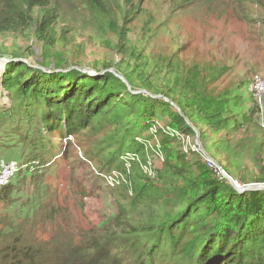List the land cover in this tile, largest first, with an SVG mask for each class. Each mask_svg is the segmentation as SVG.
<instances>
[{"label":"rangeland","instance_id":"1","mask_svg":"<svg viewBox=\"0 0 264 264\" xmlns=\"http://www.w3.org/2000/svg\"><path fill=\"white\" fill-rule=\"evenodd\" d=\"M104 1L110 11L97 15L79 0H53L48 14L58 18L52 23L59 38L54 44L50 32L37 37L36 25L0 30V231L16 227L15 216L33 204L39 207L27 230L48 242L79 241L77 232L87 241L102 239L106 228L124 223L140 202L150 223L161 224L180 207L183 199L176 195L185 183L171 170L158 177L164 158L179 165L177 143L169 139L167 153L161 148L163 128L171 126L172 113H181L164 93L182 101L196 92L222 97L227 127L215 130L206 120L197 129L187 124L238 184L264 175V0H128L124 18L116 12L122 1ZM2 12L0 6V17ZM13 57L49 72L69 66L96 76V70H107L124 79L131 93L166 98L168 105L155 106L153 122L115 104L91 117V127L49 128L44 113L58 106L5 89L4 67ZM242 82L249 84L240 87ZM200 103L193 109L202 115ZM148 161L157 170L151 180L159 196L144 189L142 166ZM14 183L2 194L1 186ZM146 216L138 219L147 221ZM177 232L156 241L167 249V257L155 252L156 260L175 256ZM181 235L187 241L192 233Z\"/></svg>","mask_w":264,"mask_h":264},{"label":"trees","instance_id":"2","mask_svg":"<svg viewBox=\"0 0 264 264\" xmlns=\"http://www.w3.org/2000/svg\"><path fill=\"white\" fill-rule=\"evenodd\" d=\"M52 1L0 0L3 10L0 30L21 32L36 25L37 37L44 39L50 32L49 41L54 44L59 38L52 25L58 18L48 14ZM119 1L122 3L117 5L116 12L124 18V7L130 2ZM78 3L97 15L110 11L104 0H79ZM36 10L38 14L34 16ZM116 70L122 73V70ZM96 73V76H88L80 68L69 66L49 72L13 57L5 63L2 80L5 89L16 96L43 100L50 107L58 106L57 111L44 113L45 125L53 129L64 127L72 130L79 124L91 127V117L115 104H120L127 111L134 109L133 112L144 116L146 122H153L155 106L168 105L164 99L155 98L152 94L131 93L124 80L110 71L96 70ZM127 81L131 83L129 78ZM248 84L242 82L240 87ZM163 95L176 102L181 110V113L171 114L170 125L182 133L194 134L186 120L195 129L201 127L204 120L209 121L215 130L229 125L228 120L222 117V107L226 103L222 97L208 98L204 93L196 92L182 101L167 93ZM197 99L201 101L198 107L203 110L202 115L193 109ZM165 134L161 148L167 153L169 141L177 143L179 165H173L164 158L165 170L158 177L165 178L171 170L172 174L185 179V183L176 195V199H183L180 207L175 206L161 224L150 223L146 205L140 202L131 215H126L124 223L116 222L115 226L106 228V236L102 239L87 241L81 236L84 232H77L83 239L73 242L66 237L48 242L40 236H30L27 230L28 219L39 207L33 204L15 216L16 227L8 225L5 231H0V264H264V189L238 192L228 181L217 178L197 154L183 152L180 144ZM189 165L195 167L196 173H191ZM152 182L145 178L144 189L153 196H159ZM254 182L264 183V175L256 177ZM16 185L1 186L2 194ZM145 216L147 221L138 219ZM176 230L175 243L180 242V246L175 250V256L156 260L155 252H160V257H167L166 247L159 242L166 241V236ZM190 231V240L183 241L181 233Z\"/></svg>","mask_w":264,"mask_h":264},{"label":"built area","instance_id":"3","mask_svg":"<svg viewBox=\"0 0 264 264\" xmlns=\"http://www.w3.org/2000/svg\"><path fill=\"white\" fill-rule=\"evenodd\" d=\"M255 85H259L258 81L255 80ZM163 132L167 135L174 138L181 146V149L183 152L189 154L190 152H193L197 154L205 163V165L214 173V175L222 180L228 181L229 177L232 178L222 167L219 163H217L205 150L204 146H202L198 142V133L197 134H185L182 133L176 129H174L171 126H165L163 128ZM190 136H192L190 138ZM142 170L144 174L150 178L154 179L157 177V170L155 167H153L152 162L148 161L142 166ZM235 181V180H234ZM236 182V181H235Z\"/></svg>","mask_w":264,"mask_h":264},{"label":"water","instance_id":"4","mask_svg":"<svg viewBox=\"0 0 264 264\" xmlns=\"http://www.w3.org/2000/svg\"><path fill=\"white\" fill-rule=\"evenodd\" d=\"M8 60H6L7 62ZM117 77H120L118 74H115ZM124 80V79H123ZM156 97H160V96H156ZM164 98V97H163ZM165 100H167L166 98H164ZM228 183L231 184V186H233L234 189H236L238 192H243L245 190H254V189H264V183H248V184H243L240 185L238 183H236L234 181V179L230 178L228 179Z\"/></svg>","mask_w":264,"mask_h":264},{"label":"bare ground","instance_id":"5","mask_svg":"<svg viewBox=\"0 0 264 264\" xmlns=\"http://www.w3.org/2000/svg\"><path fill=\"white\" fill-rule=\"evenodd\" d=\"M237 183V182H236Z\"/></svg>","mask_w":264,"mask_h":264}]
</instances>
